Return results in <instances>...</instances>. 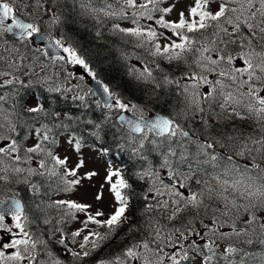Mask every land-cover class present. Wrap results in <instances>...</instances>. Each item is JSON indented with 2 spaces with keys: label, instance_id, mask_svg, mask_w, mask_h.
Returning a JSON list of instances; mask_svg holds the SVG:
<instances>
[{
  "label": "snow or ice",
  "instance_id": "obj_1",
  "mask_svg": "<svg viewBox=\"0 0 264 264\" xmlns=\"http://www.w3.org/2000/svg\"><path fill=\"white\" fill-rule=\"evenodd\" d=\"M181 2L73 0L140 50L121 51L138 61L133 102L48 30L65 22L59 0H0V264H264V0ZM68 65L107 97L102 123L51 107L72 93L87 110L96 95ZM73 124L96 141L111 131L143 189L107 159L92 202L72 198L100 175Z\"/></svg>",
  "mask_w": 264,
  "mask_h": 264
},
{
  "label": "trees",
  "instance_id": "obj_2",
  "mask_svg": "<svg viewBox=\"0 0 264 264\" xmlns=\"http://www.w3.org/2000/svg\"><path fill=\"white\" fill-rule=\"evenodd\" d=\"M59 3L65 16V22L62 25L54 27L58 37L64 33L71 41L77 43L80 47L89 52L91 56V66L96 71L98 79L108 84L110 90L121 94L133 102H139L141 97V86L138 85L133 76L129 74V67L131 65H138V61L134 57L131 59H123L121 57V51L138 52L140 50L134 49L131 43L126 44L124 42L126 38L111 34L109 30L111 29L110 27L112 24L110 23L112 22L110 20H104L103 23L98 24L91 17L80 15V10H76L73 0H59ZM97 31L102 33V37L97 38ZM68 66L70 67V65ZM164 67H167V65L165 64ZM84 86L86 89L90 88L85 84ZM71 95L72 93H69L67 98L58 96L51 107L68 112L73 116H80L83 111H86V118L101 123L104 121L107 109H104L102 104L101 107L96 106L95 102L98 100L96 95L88 97L90 107L87 110L80 107V102L73 101ZM115 122L116 120L112 119V123ZM73 127L77 128V131L85 136L86 143L83 147H90L95 150L108 148L109 152L106 156L104 155V157L106 159H111V162L116 164L117 167L125 169V178L133 183L137 191L143 189V183H138L133 176L134 171L139 167L137 161L129 155L128 151H118L116 146L117 138L113 137L111 131H109L104 140L96 141L88 135V130L85 129V126L73 124ZM22 195L25 200H27L28 194L22 192ZM52 214L54 216L56 215L55 212Z\"/></svg>",
  "mask_w": 264,
  "mask_h": 264
},
{
  "label": "rangeland",
  "instance_id": "obj_3",
  "mask_svg": "<svg viewBox=\"0 0 264 264\" xmlns=\"http://www.w3.org/2000/svg\"><path fill=\"white\" fill-rule=\"evenodd\" d=\"M170 2H172V0H169V3ZM165 6H167V5H165ZM74 7L76 8V10H80L78 4H75ZM183 7H184V2L182 0V2L180 4H178V9L183 8ZM175 16H176V12L174 11L168 18L169 19H173V18H175ZM101 19H103V17H101ZM45 20H47V17H45ZM111 22L113 23V21H111ZM112 23H110V24H112ZM123 26H130V22H123ZM48 30L51 31L53 35L58 37V35L56 34V29H54V27H51ZM80 69L82 70V68L79 67V66H72V65H70V67L67 66L68 72H71V73L75 74V76L73 77L71 83H73V84L82 83L83 85L85 84L86 86L89 87V82H90V80L92 78H89V79L88 78H86V79L84 78V80L81 82L78 79L79 78V74H80V72H79ZM52 71L59 72V71H61V69L60 68H55V69H52ZM116 116H117V114L113 113L112 114V119H115ZM56 150L61 156L69 155L72 162H74L77 159V157L79 155H81V153H76L74 151H71L70 146L67 145L64 142L63 138H61L60 145L57 147ZM82 155H83V157L85 159L86 166H87L85 170L95 169V170H97L100 173V175L95 177L93 179V181L91 182V184H89L88 181H85L84 182V186L82 188H79L75 192V194L72 196V198L77 199V200L82 201V202H89L90 203L93 200V192L95 191V188L92 185H96V184H98L99 182L102 181V178L105 175V172H104V161L107 160V159L104 157V155H99L98 156V150L91 149L90 147H83L82 148ZM112 165L114 167H117V165L114 164V163H112ZM53 198H58V197H53ZM6 222L9 223V224L12 223L9 219H6ZM75 226L76 225H74V224H69L68 225L69 228H73ZM55 250L57 252H62V249H60L59 247H57Z\"/></svg>",
  "mask_w": 264,
  "mask_h": 264
},
{
  "label": "water",
  "instance_id": "obj_4",
  "mask_svg": "<svg viewBox=\"0 0 264 264\" xmlns=\"http://www.w3.org/2000/svg\"><path fill=\"white\" fill-rule=\"evenodd\" d=\"M35 44H40V41H34ZM51 51H55L54 49ZM79 72H84V70L80 69ZM86 78H91L90 76H88L87 74H85ZM100 80V79H99ZM90 87L93 91L96 92V97L98 98V100L101 102V104L103 105L104 101L107 99V97L102 93V91H99V85L96 83V81H94L93 79L90 80ZM124 115H131L130 113H123ZM117 118V117H116ZM10 220V218H7ZM11 221V220H10Z\"/></svg>",
  "mask_w": 264,
  "mask_h": 264
}]
</instances>
